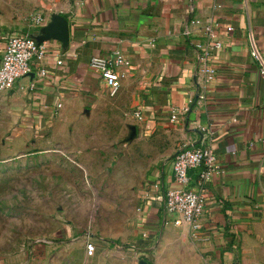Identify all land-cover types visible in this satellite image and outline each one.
<instances>
[{"label": "crops", "instance_id": "crops-1", "mask_svg": "<svg viewBox=\"0 0 264 264\" xmlns=\"http://www.w3.org/2000/svg\"><path fill=\"white\" fill-rule=\"evenodd\" d=\"M51 13L67 19L68 45L44 41L45 55L0 95V143L12 150L39 146L59 118L86 108L91 116L117 118L120 133L133 134L125 144L144 169L137 260L264 264V73L250 55L253 39L264 63V0H0V60L8 34L34 36ZM38 15L43 22L35 26ZM192 17L218 25L222 47L212 54L208 79L196 69L198 37L183 34ZM116 48L125 64L112 96L88 62ZM204 133L221 172L201 187L204 215L192 231L174 224L177 215L165 211L160 193L175 186V153ZM83 256V264H116L101 253L87 256L85 247Z\"/></svg>", "mask_w": 264, "mask_h": 264}, {"label": "rangeland", "instance_id": "rangeland-1", "mask_svg": "<svg viewBox=\"0 0 264 264\" xmlns=\"http://www.w3.org/2000/svg\"><path fill=\"white\" fill-rule=\"evenodd\" d=\"M87 110L59 118L39 146L0 143V264H83L86 233L95 254L137 264L144 169L125 144L133 134Z\"/></svg>", "mask_w": 264, "mask_h": 264}, {"label": "built area", "instance_id": "built-area-1", "mask_svg": "<svg viewBox=\"0 0 264 264\" xmlns=\"http://www.w3.org/2000/svg\"><path fill=\"white\" fill-rule=\"evenodd\" d=\"M219 6L217 4L213 8ZM33 22L35 26H40L43 17L38 15L34 17ZM216 26L218 25L209 19L201 20L195 17L188 19L183 25V34L186 37H198L193 41L197 61L196 69L197 73L206 79L215 72L211 62L212 54L222 47V42L216 37ZM225 29L231 31L232 27L226 26ZM45 52V42H36L29 33L12 32L8 34L0 60V95L13 89L18 79L28 75L31 72L32 60L43 57ZM250 55L259 63V69L264 73V63L253 39ZM124 64L123 53L118 48L113 49L106 56H92L88 62L89 68L99 74L112 96L120 88L118 69ZM44 73V69H40V74ZM178 114V111L174 110L170 119L175 121ZM136 115L140 117L138 113ZM210 141L208 133H204L196 145L182 147L175 153L171 163L175 186L160 193L165 211L177 215L173 221L174 224L185 223L192 231L200 228V219L204 215L205 197L201 187L221 172ZM193 170L195 171L194 178L189 174V171ZM155 187L158 185L155 184ZM94 250L90 234L86 233V255L92 256Z\"/></svg>", "mask_w": 264, "mask_h": 264}, {"label": "water", "instance_id": "water-1", "mask_svg": "<svg viewBox=\"0 0 264 264\" xmlns=\"http://www.w3.org/2000/svg\"><path fill=\"white\" fill-rule=\"evenodd\" d=\"M36 42L41 43L47 40H56L67 47L69 40L67 19L57 13H51L49 21L42 25L38 33L33 36ZM137 264H150L147 260L139 258Z\"/></svg>", "mask_w": 264, "mask_h": 264}]
</instances>
